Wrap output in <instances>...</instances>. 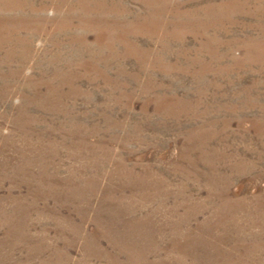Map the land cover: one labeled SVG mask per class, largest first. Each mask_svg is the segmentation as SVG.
<instances>
[{"label": "rangeland", "instance_id": "374dc122", "mask_svg": "<svg viewBox=\"0 0 264 264\" xmlns=\"http://www.w3.org/2000/svg\"><path fill=\"white\" fill-rule=\"evenodd\" d=\"M261 29L264 0H0V264L213 258L264 188L232 167Z\"/></svg>", "mask_w": 264, "mask_h": 264}, {"label": "bare ground", "instance_id": "6f19581e", "mask_svg": "<svg viewBox=\"0 0 264 264\" xmlns=\"http://www.w3.org/2000/svg\"><path fill=\"white\" fill-rule=\"evenodd\" d=\"M237 10L236 7L235 11ZM259 34L264 38L262 29ZM256 38L255 40L251 37L250 42L243 47L235 45L243 48L249 67H245L247 69L245 83L237 81V84H233L232 88L237 90L234 97L239 94L244 96L242 98L246 102L245 110L257 109L256 117L252 119L253 130L243 132L236 130L232 135L242 145V150L235 155L232 165L237 178L253 174L254 178L257 176L264 178V40L261 41L258 34ZM252 55L256 58H251ZM232 62L234 65L231 73H235V77L240 78L242 75L238 74L241 71L238 66L239 59L233 57ZM230 83L232 84L231 80ZM244 109H233L237 118H245ZM241 112L244 117H240ZM243 189L242 184L239 192L234 195L232 203H227L226 206L219 204L212 247L214 257L209 260L203 259L201 264H264V188L259 195H255V191L249 193L245 190V193L241 194ZM223 201L220 195L219 202Z\"/></svg>", "mask_w": 264, "mask_h": 264}]
</instances>
